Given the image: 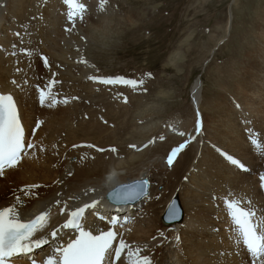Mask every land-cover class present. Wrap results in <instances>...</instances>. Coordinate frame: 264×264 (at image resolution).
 <instances>
[{
    "label": "bare ground",
    "instance_id": "bare-ground-1",
    "mask_svg": "<svg viewBox=\"0 0 264 264\" xmlns=\"http://www.w3.org/2000/svg\"><path fill=\"white\" fill-rule=\"evenodd\" d=\"M97 1L100 0L95 1L96 5ZM77 2L86 5L84 13L86 21L83 20V22H81L79 17H77L75 21L76 26L72 28V22L68 21L67 17L69 12L73 10L74 4L65 3V0H6V2L0 0V3L4 4V7H0V91H15L10 80L12 78H16L17 80L20 79L21 73L15 72V67L17 65L14 61L16 58L6 54L5 50L10 52L12 43L19 44V39L14 33L17 31L23 32L25 30L32 34L30 39L33 44L38 47L39 52L49 58L50 62V67L45 68L42 60L37 57L34 60L33 68L28 71L30 82H34L33 73L42 78L45 83L51 78L52 73H56L55 78L59 81L61 80V75L67 77V80H78L82 83V88L78 91L82 92L83 89L86 88L89 90V95L95 91L94 89L96 87L106 88L102 86H109L113 91L111 97H113L115 101H117L116 97H118L117 94L121 89L127 90L131 87L130 85L123 87L124 85L120 83L102 85L103 83L98 81L89 80L90 76L109 75L96 74L90 61L88 62L83 59L84 52L86 51V44L88 45L89 40L107 37L108 34L115 31L114 27H116L119 22L114 12H107L108 9H106V11H98V8L91 3V0H77ZM66 27L70 28L71 31H65ZM263 35L264 29L256 34L257 43H254L253 48L255 46L259 47V45L262 44L261 50L264 52V41H260ZM28 38L29 37H25L26 40ZM260 57H264V54ZM81 61H86V63ZM56 64L62 65V69H58ZM240 65V72L237 74H239L241 79L236 80V82L233 81L228 83L231 97H227L226 100L225 95L219 94V92L215 93L216 97L213 98L214 102H211V114L208 115L205 112L199 117L202 125V132L197 137V140L193 141V143H196L199 152L196 156L195 163L192 166L190 163L185 169L181 187L186 203L184 204L188 207L184 219L182 215V219L179 220V222L163 225L160 224L158 219L156 222L157 209L153 208L155 204L154 201L148 204L145 208L147 210H142L140 208L144 202L152 200V195L155 193V187L152 184L151 187H149L151 198L144 199L135 206H123L122 210L119 211L118 208L121 206L116 207L117 210H113L114 208L111 206L105 209V198L101 200V204L98 205L100 214L107 215L108 211L113 210L111 212L114 213L117 211L118 215L122 214L124 217L131 216L132 219L134 217V225L131 224L132 221L128 223V226L126 225L122 228L118 225L116 230L122 232L124 238L129 243L134 245L139 244L141 246L147 244L148 249H145L142 254H150L154 264H250V257L246 249L243 248L242 245L238 249L235 245V233L231 230L234 225H232L230 217L227 216L222 203L223 197L230 192L236 197H243L245 202L250 200L257 208H264L263 191L259 186V175L264 173V157H261L253 151L246 135V127H254L259 133H264V129H262V126L264 127V104L263 101L255 103L254 100V98L264 93V59L261 58V61H256V57L253 55L250 56V60H241ZM19 66L26 67L25 64ZM60 86L61 83L56 84L53 88V92H56ZM238 91H240L239 94ZM157 92L159 93V91ZM63 93L65 92L62 91L61 94H58L57 98H62V96H64ZM192 94L193 103L197 106L199 101L196 99V97L199 96L197 84L193 85ZM19 95L21 96L24 110L29 114V124L31 127H35V119L44 121L41 127L36 129L34 135H28L31 128H26V135H28V138L32 142L43 144L46 151L44 153H39L37 149L38 158H26L18 170H9L6 177L0 178V207L15 203V196L19 195L21 199L26 202L29 211L37 212L41 204L37 203L35 200H29L28 197H25L23 193L19 191L25 184L30 183L47 185V187L39 190L41 193V200L53 197L57 191H61V189L64 188L63 185L55 183L60 179L65 180L67 184V187L64 188L67 195L80 193L84 189H96L95 192H89L87 197L81 195L79 200L69 201V207L71 209L76 206H82L85 202L90 203L91 199L104 197L106 192L112 188L114 184L146 175L141 172L143 170H138L136 173L115 174L112 169L109 171H106V168L103 169L102 158L104 157V153L101 154L96 152L95 149L86 147L87 144H95L97 147H104L107 149V146L111 144H103V140L98 141V143L83 141L89 143H83L81 147L67 148L66 150L64 147H61L60 130L58 126H63L65 124L60 121H63L65 118H73L75 114H78V111L83 105L81 99H70L68 104L61 105V103H59L53 108H48L47 106L42 107L38 103V99L34 93H30L27 96L23 94ZM77 95H79V93H77ZM94 95L93 93L91 98H94ZM122 97L123 96L119 97V101H121ZM200 97H203L202 92ZM224 101H226V103ZM252 103L255 104L251 107L250 112H252V115L254 118H257V120H251V124L246 126L242 122V119L246 118L250 121V115H244L243 111L246 106ZM237 104L240 105L239 108L236 107ZM88 106H84V108ZM154 109H157V107L146 106V104L143 105V103H141L138 111L139 113H144L145 117H147L153 113ZM156 112L158 111L156 110ZM173 118L174 119L169 123L163 125L165 132L173 133L172 130L177 129L178 132L193 131L196 121L194 115L193 118L183 120L177 113ZM82 122L81 120V123ZM177 125H179V127H177ZM61 128H64V126ZM155 128L156 126L153 127L144 123H135L133 127H131L134 136L141 137L139 141L150 135L156 136L157 134L154 133ZM71 130L69 129L68 132ZM73 130L75 131V129ZM95 132L97 131L92 130L87 132V134H94ZM132 133L129 134L132 135ZM74 134L76 133H72L71 135ZM71 135L67 134L66 136L68 137ZM73 138L75 139V137ZM186 138L187 137H185V139ZM172 140H175V136ZM53 142L57 144L56 149L52 147L56 155H50L47 151V146ZM177 142L180 143V141H176L171 147L177 146V144H179ZM73 143L77 142L73 141L70 145ZM214 144L223 145L224 148L242 157L247 162L250 171L242 172L229 165L213 150L212 145ZM201 146L206 153L200 152ZM169 149L171 148L165 149L166 152ZM187 150L188 146L178 156L177 161L174 162L172 167H167L164 161L162 167L171 170L177 165V162L181 166L183 164V158L186 157ZM107 153L109 154V152ZM139 154L141 153L132 156V158L137 157ZM143 155L144 152L141 156ZM164 155L161 154V157L163 156L164 158ZM72 156H75V158L73 161H70ZM82 156H87V159L81 160L80 158ZM133 160H135V158ZM68 171L73 172L71 177L66 175ZM164 173H167V171ZM156 175L157 173L154 172L150 174V177L152 176L153 179ZM185 176H188L189 180L185 181ZM156 180V183L160 181V179ZM161 181L162 185L165 186L164 190L169 189L171 192L175 191L174 188L177 181L172 177V173L171 175L167 174ZM14 189L16 190L15 192L13 191ZM67 195L64 196V199H67ZM213 196H219L221 199L215 200ZM139 208L140 211L135 212ZM53 211L57 213L53 221L54 225L62 224L66 216L60 215L58 213V208H54ZM86 215H88V212H86ZM107 216H109V214ZM153 216L155 218H153ZM257 216L260 222L264 223V214L258 212ZM88 220L90 224H94L96 227L107 228V221L101 222L94 215H88ZM120 224L122 225V223ZM217 229L218 231H216ZM160 231L166 233L167 238L170 237V242H167V238H161ZM177 234L180 237L179 243L175 242ZM153 236L157 237L155 241L152 240ZM68 238V236L64 237L65 242H67ZM167 243H173V246L165 247ZM46 250L50 251V245H44L42 250L37 249L34 253L35 258L37 260L43 259L47 255L43 253V251ZM167 259H171V263H169ZM28 262L29 260L26 256H21L15 261L17 264H27ZM117 264H119V262H117Z\"/></svg>",
    "mask_w": 264,
    "mask_h": 264
},
{
    "label": "rangeland",
    "instance_id": "rangeland-1",
    "mask_svg": "<svg viewBox=\"0 0 264 264\" xmlns=\"http://www.w3.org/2000/svg\"><path fill=\"white\" fill-rule=\"evenodd\" d=\"M3 1L6 2V0ZM95 1L91 0V3L98 8L100 1H97V5ZM106 9H108L107 12L115 13L119 23L114 27L115 31L107 37L89 40L83 59L90 61L96 74L122 76L125 79L143 78L145 84L139 87L131 86L127 90L121 89L115 101L111 97L113 91L109 86L96 87L93 91L94 98H91L93 93L89 95L88 89L78 91L82 88V83L76 79L67 80V77L61 75V86L54 93L58 95L62 91L65 92L64 96L59 98L60 100L65 96L79 97L83 105L73 118L60 121L65 124L64 128L58 126L60 145L66 150L73 148L74 144L89 143L83 141L98 143L103 140V144H111L107 148L118 147V155L104 153L103 169L106 168V171L112 169L115 174L136 173L138 170H143L141 172L146 174L143 176L149 179L150 187L151 184L155 187V193L152 195V200L144 202L140 208L147 210L145 208L148 204L154 201L153 208L157 209V218L154 216L153 218L156 222L158 219L162 224L161 214L168 202L176 197L183 210L184 219L188 207L185 205L181 191L183 174L190 163L191 166L195 163L199 151L196 143L192 141L188 145L187 154L181 166L177 162L171 170L163 168L161 154L164 155L176 141L182 143L185 139L179 135L178 129L172 130L173 133L165 132L163 125L174 119L177 113L183 120L193 118V115L197 120L205 112L208 115L211 114V102H214L215 93L225 95L227 100V97H231L228 83L241 79L237 74L241 68L240 61L250 60V56L253 55L256 61L264 59L260 57L264 54L261 50L262 44L253 48L254 43H257L256 34L264 29V0H107L105 11ZM84 20L86 21V17ZM260 41H264V35ZM56 67L62 69V65L56 64ZM149 73L151 76L147 75ZM194 84H197L199 95L196 97L199 100L197 106L192 99ZM122 85L127 87L125 84ZM144 88H147V92L143 91ZM120 96H123L121 101H119ZM124 97H127V103ZM222 98L224 99L223 96ZM254 100L255 103L263 101L264 104V93ZM141 103L146 106H155L157 109L145 117L144 113L138 111ZM255 103L249 104L243 111L244 115H250V121L257 120L250 112ZM61 105L65 104L61 103ZM84 106L88 107L84 108ZM135 123L156 126L154 133L157 135H150L139 141L141 137L134 136L131 129ZM67 129L72 130L68 132ZM262 129H264L263 126ZM92 130L97 132L87 134ZM72 133H76L75 136L71 135ZM67 134L71 136L67 137ZM161 136L164 139H161ZM174 136L175 140H172ZM73 141L77 143L70 145ZM149 141L153 142L149 143ZM130 144H136L137 148H129ZM146 144L148 146L144 147ZM53 145L57 144L53 142L47 146L50 155L54 154ZM143 152L144 155L141 156ZM200 152H204L202 146ZM138 153L141 154L133 160L132 156ZM74 158L75 156H72L70 161ZM165 171L167 173H164ZM150 172H156L158 176L152 179ZM168 172H171L172 177L177 181L173 192L169 189L164 190L165 186L162 185L161 179L167 174L171 175ZM155 178L160 181L156 183ZM149 192L151 194L150 188ZM140 208L135 212H139ZM130 222L134 225V217L127 223L118 225L122 228L128 226ZM164 237L161 238L164 239ZM169 238L167 242H170ZM175 242H177L176 239ZM172 246L173 243L165 245V247ZM48 252L49 250L43 251L44 254ZM170 260L167 259L169 263H171Z\"/></svg>",
    "mask_w": 264,
    "mask_h": 264
},
{
    "label": "snow or ice",
    "instance_id": "snow-or-ice-1",
    "mask_svg": "<svg viewBox=\"0 0 264 264\" xmlns=\"http://www.w3.org/2000/svg\"><path fill=\"white\" fill-rule=\"evenodd\" d=\"M65 3L74 4L67 19L72 22V28H75L77 17L81 22L84 20L86 5L77 2V0H65ZM106 3L107 0H100L98 11L105 10ZM0 7H4V4L0 3ZM65 31H71V29L66 27ZM14 35L19 39V44L12 43L11 51H5L6 54L16 58L14 61L17 65L15 72L21 73V76L19 80L16 78L10 80L15 91H0V178L6 177L9 170H18L26 158H38L37 149L39 153L46 151L43 144L34 143L28 138V135L35 134L36 129H39L44 121L35 119V127H31L29 114L24 110L19 94L27 96L34 93L38 103L42 107L47 106L48 108H53L59 103L68 104L70 99H79V97L69 98L67 96L62 100L57 98V94L53 92L54 86L60 83L55 78L56 73H52L46 83L33 73L34 82H30L28 71L33 68L34 60L38 57L42 60L43 66L49 68V58L39 52L38 47L33 44L30 32L17 31ZM25 37L29 38L26 40ZM81 62L86 63V61ZM21 64H25L26 67H20ZM147 75L151 76V73ZM89 79L103 84L122 83L133 87L145 84L143 78L139 80L125 79L122 76H90ZM143 91L147 92V88H144ZM124 100L126 103L128 102L127 97H124ZM236 107L239 108L240 105L237 104ZM197 115L199 116V113ZM242 122L246 126L251 124V121L246 118H243ZM26 128H31L28 135H26ZM201 132L202 125L199 119L195 121L192 132L179 131L181 137L187 138L171 148L167 154V166L172 167L178 156L192 141L197 140ZM246 135L253 151L264 157V133H259L254 127H246ZM160 138L164 139L163 136ZM152 142L149 141V143ZM147 146V144L144 145V147ZM52 147L56 149V145ZM73 147L77 148L81 145L74 144ZM86 147L95 149L101 154L105 152L119 154L118 148L115 146L106 149L97 147L95 144H87ZM128 147L135 149L137 145L130 144ZM212 148L235 169L242 172L250 171L247 162L242 157L224 148L223 145L214 144ZM80 159L85 160L87 156H82ZM66 175L71 177L73 172L68 171ZM184 179L187 181L189 177L185 176ZM55 183L63 185L64 188L67 187L63 179L57 180ZM259 186L264 189V173L259 175ZM44 187L47 185L30 183L19 189L29 200H35L41 204L37 212L29 211L26 202L19 195L15 196V203L0 207V264H15L16 259L21 256H26L31 264H117V262L119 264H154L150 254H142L145 249H148L147 244L141 246L129 243L123 233L116 230V226L121 223L119 217L112 215L109 218L107 215L100 214L98 205L105 197L91 199L90 203L85 202L82 206L70 209L69 201L79 200L81 195L87 197L89 192L96 191L95 188L84 189L80 193L71 195H67L62 188L53 197L41 200L39 190ZM149 187V179L143 176L130 183L115 186L108 195L116 205L121 206L118 208L119 211L122 210V206L129 205L130 202L141 198L150 199ZM65 195H67V199H64ZM213 199L220 200L221 197L213 196ZM222 203L227 216L230 217L232 225H234L231 230L235 233L234 241L237 248L239 249L242 245L246 249L250 257V264H264V223H261L257 216L258 212L264 214V208H257L250 200L245 202L243 197H236L230 192L223 197ZM54 208H58L60 215L66 216L62 224L54 225L53 221L57 215L53 211ZM86 212L88 215H94L101 222L107 221L106 230L90 224ZM167 215L169 219L173 220L180 216L174 199L169 204ZM131 219V216H125L123 222L127 223ZM65 236L69 237L67 242H65ZM160 236L164 237V233L160 232ZM156 239V236L152 237V240ZM175 239L179 243L180 237L177 236ZM44 245H50V251L43 259L37 260L34 253L37 249L42 250Z\"/></svg>",
    "mask_w": 264,
    "mask_h": 264
},
{
    "label": "water",
    "instance_id": "water-1",
    "mask_svg": "<svg viewBox=\"0 0 264 264\" xmlns=\"http://www.w3.org/2000/svg\"><path fill=\"white\" fill-rule=\"evenodd\" d=\"M141 177H143V176H141ZM139 178H140V177H139ZM139 178H133V179H131V180H128V181H126V182H122V183H130V182H132L133 180H135V179H139ZM122 183H119V184H122ZM119 184H116L115 186H117V185H119ZM115 186H113L112 188H110V189L106 192V194H105V200H106L107 202L111 203V204L114 205V206H118V205H116L115 201H114V200L108 195L109 191H110L111 189H113ZM142 199H143V198H141V199H139V200H136V201H134V202H130V204H129V205H126V206H134L136 203H138V202L141 201ZM173 199L175 200V204H176L178 210L180 211V216H179V218H178V219H175V220H173V219H169V217H168V215H167V210H168L169 204L173 201ZM160 219H161L162 224H164V225H169V224H172V223H174V222H179V220L182 219V209H181V207H180V205H179V201H178V199H177L176 197H173V198L168 202V204L166 205V207H165L163 213H162L161 216H160Z\"/></svg>",
    "mask_w": 264,
    "mask_h": 264
}]
</instances>
